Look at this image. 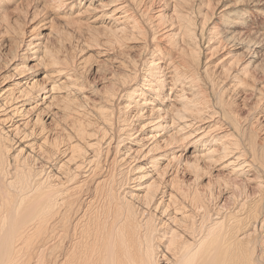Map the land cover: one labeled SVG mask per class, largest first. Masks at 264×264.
Wrapping results in <instances>:
<instances>
[{"label":"bare ground","instance_id":"1","mask_svg":"<svg viewBox=\"0 0 264 264\" xmlns=\"http://www.w3.org/2000/svg\"><path fill=\"white\" fill-rule=\"evenodd\" d=\"M9 1L15 3L14 0H0V25L5 20L8 22ZM23 1L28 6L33 2L17 0L14 6L18 7L14 9L18 10ZM66 3V0H43L44 10L50 7L52 12L54 8L55 14L52 13L58 15L55 19H66L68 26H81L83 20L73 22L82 19L80 9L74 13L72 8V14L62 15ZM127 5L125 1L124 8L117 5L112 8L113 14L109 13L116 19L112 26L107 25L113 30H110L113 39L102 43L106 46L99 51L102 55L114 53L117 46L126 47L130 40L144 41L145 32L135 28L138 21ZM232 6H221L227 16L224 14L219 23L212 26V37L216 41L210 42L211 55L226 46L230 49L223 59L214 62L213 68L227 59L222 74L232 76V80L238 78L251 89L261 91L263 86L253 80L252 69L262 68L264 36L251 37L253 31L244 26L247 24L246 11L231 12ZM174 11L172 16L181 24L178 31L182 30L185 40H191L195 35L191 30V16L188 17L182 8L175 7ZM153 15L160 23L167 14L157 9ZM55 19L50 18L49 34L56 32L63 40L62 33L67 27L61 29ZM10 25L4 28L7 33L1 32H15L14 28L13 31L8 29ZM239 25L246 29L229 30ZM171 26L162 34H168L169 44L180 49L175 60L173 51L169 50L172 48L153 57L149 55L145 61L147 72L141 77L153 78H144V85H140L131 81L132 74H139L134 73L138 66L136 59L125 52L131 61H119L124 72L117 78V84L126 89L134 83L133 89H138L134 93L129 90L130 94L126 95L119 90L116 94V87L108 90L103 96L105 104L95 106L88 116L83 112L87 116L84 121L71 99L62 96L64 103L57 112L63 113V117L57 119L55 112L49 116L48 119L55 120L50 132L46 131V120L41 112L53 108L52 101L57 100L53 94L56 95L57 90L61 92L60 89L79 85L71 81L69 63L62 60L60 47L49 45L47 35L36 33V29V37H33L36 41L24 47L33 50L36 61L48 67V74L52 73L50 77L54 79L48 82L53 83L40 87L37 81L29 82L22 77L29 67L16 64L13 71L18 77L12 84L0 88V264H264V135L253 129V125L251 129L239 122L241 116H236L232 102L226 108L223 106L227 82L218 89L207 64L205 71L198 73L188 66L189 55L186 58L187 48H184L187 45L180 44L182 38L177 36V28ZM66 34L72 36L70 32ZM91 39L97 41L98 37L93 35ZM190 49V60L196 61L199 52ZM232 63L241 64L237 69L226 67ZM167 71L171 72L168 76H175L176 83H187L191 89L190 97L180 85L175 90L169 89L179 106H169L159 99L168 86ZM202 76L210 84L211 92L201 88L199 79ZM238 81L235 82L239 85ZM193 88L197 91L193 92ZM124 89L121 88L122 92ZM126 96L124 103L118 102ZM211 96H218L217 105L224 109L227 124L234 128L231 130L238 131L239 137L222 132L207 121ZM133 104L140 106L136 112ZM28 110H35L36 119L26 117ZM131 115L136 116L138 130L129 121ZM193 120L195 123L191 124ZM40 122L43 123L41 131L35 129ZM147 127L154 134H145ZM187 137L189 139L184 140ZM33 138L38 140L32 141ZM131 141L137 145L134 149L126 146ZM187 141L201 144L196 146L200 157L195 161L185 156L190 150L185 145ZM217 166L228 175L215 174L212 169ZM180 172L190 177L186 179ZM233 176L242 177V182L239 178L242 184Z\"/></svg>","mask_w":264,"mask_h":264},{"label":"rangeland","instance_id":"2","mask_svg":"<svg viewBox=\"0 0 264 264\" xmlns=\"http://www.w3.org/2000/svg\"><path fill=\"white\" fill-rule=\"evenodd\" d=\"M16 1L17 0H14L15 3H17ZM66 1H67V3L69 1V3L68 4L66 3L65 6L63 7V10L61 11L62 15H64L65 12L72 14V13H70L71 11H73L74 13H78V10L80 9L79 11H80V13H82L81 15H83L82 17L80 16L82 19L74 20L73 22L83 20L81 26L77 25L74 27L73 24L68 26V24L66 25V23H67L66 19H65V21H63L62 19H55V18H57L58 15H54L55 14L54 10H53L54 8H52V12L54 14L51 12L50 7L47 8V10L45 9L46 10L45 11L43 0H33V2L30 3L31 4L30 6H28V4L25 1H23V3H22L23 5H21L18 10L14 9V8H17L18 6L17 5L14 6L15 3H13V1L12 2L9 1L7 3V6L10 7V8H8V11H7V12H10V14L8 13V15H9L8 16V22H5L6 21L5 20L0 25V38H1V40H0V61H1L0 62V88H3L7 84H12L15 81V79L18 77L13 71V66L16 64L17 65L24 64L26 67H29L25 72L22 73L23 74L22 77L26 78L29 82L33 83V81H35V82L37 81L40 83V85H41V86L39 85L40 87L49 86V85H51V83H53L52 81H54V79H52V77H50L52 73L48 74V71H49L48 67H46L45 65L40 64L36 61L35 55L32 53L33 50H31L32 51L31 52V51H28L24 47L30 41L32 43H34L36 41V39L34 40V38L36 37V33H41V32H42V35H47L46 39H47L49 45L57 47V48L60 47V49L62 50L61 51L62 60L69 63V72H70V75L72 76L71 81H74L79 85V87L74 86V88H73V86H71L74 90H72V88L70 86L69 87L71 90L68 87H67L68 88L67 90H65L64 88L60 89L61 92H58V90H57V94H59L60 96L57 94L55 95V93L53 94L54 96H56V99H57V100H53V101L49 100V102L50 101L53 102L52 103L53 108L52 107L47 108L46 110L41 112L42 117L44 118V121L46 120L45 121V125L47 126L46 131L50 132V130L53 129V127L55 125L54 119H51V118L48 119L50 115H53L55 112V113H58L57 119H61L63 117L62 116L63 113H61L60 111L57 112L59 107H62V105H63L62 104V102H63L62 96L66 97V98L69 97L71 99V102L75 104V105L73 104V106L74 107L76 106V108H78L80 110L81 114L84 115V116L81 115V119L84 121V120H86V117L88 116V113L90 112V110H92L95 106L99 107L100 105L105 104L103 96H104V94H106V92L108 90H112L116 87L115 88V89H117L116 94H118V90H119L120 94H123L126 92L125 95L127 93L130 94V92L134 93L135 89H138V88L133 89V87H135L134 83H132L131 85H127L129 87L126 86L125 87L126 89H124V86L117 84V81H118L117 78L119 77V75L121 76L124 72L121 69L122 66H119L120 65L119 61L125 59V61L130 62L131 60L128 59L130 57V55H131L132 59H136L135 61H136V64L138 66H137V69L135 68V71L134 70L133 71H134V73L137 71V72H139V74L138 73L132 74L131 81L134 80V81H136V83H139L140 85L141 84L144 85L143 84L145 82L144 78H146V79L153 78L151 76H150V78L147 76L141 77V76L145 75L147 72V63H145L146 59L150 58V56L153 57V56L157 55V53L160 54L166 49L172 48L173 50H171V49H169V50L171 52L173 51L174 60H175L176 55H179V53H180L179 52L180 49H178L177 47L176 48L172 47L169 44V42L167 41L166 36H168V34H162V33H164V32L166 33V30L171 25H173L175 28H177L176 32L178 33L177 36L179 37V39L182 38L183 40H185L183 38L184 36L182 37V34H183L182 30L178 31V27H181V24L179 22L177 23L176 17L174 18L172 16V14L175 12L174 11L175 7H177L178 9L182 8V11H185L188 15L185 12H183V13L186 14L188 17L191 16L190 19H192L191 22H193L191 25L192 26L191 30L193 29L192 32L195 33V35L193 36L194 38H192L191 40L186 39L185 41L180 39V44L182 43V45H184V46L185 45H187L188 47L190 46L189 48L187 46H185V47L183 46L184 48H187L186 58L188 57L187 55H189V57L187 58L190 61L188 66L191 67V69H193V70L197 69L198 71L196 72V70H195V73L205 71L206 67H209L211 74H213L212 76L215 77V79H216L215 84H216V87H218V89L221 88L224 81H225V83L227 82L228 84L226 83L227 87L225 88V91H224L225 92L224 93V100L222 103L223 106H225V108H226V107H228L230 102H232L231 105L233 106L232 108L236 112V116H238V117H239V115L241 116L239 119L240 120L242 119L241 120L242 122L240 120H239V122L242 123L243 126H244V124L249 126L251 129H252L251 125H253V129L256 128L261 136L264 135V89H263L264 88V55L261 57V60H263L261 62L262 68H260L258 66V69H252V75L256 77V79L254 77L253 80L254 81L256 80L257 84L263 86V87H261L262 90L258 91L256 88L251 89L250 86L243 84V82L238 78L233 77V80H234L233 81L232 76L228 77L230 75L222 74L223 71L221 69H222L223 65H227V62H228L227 59L223 60L222 65L220 64V65H217L213 68V66L215 65L214 62H217V60L223 59V57H225V54L230 49L228 48V46H226L223 49H221V51L219 53H217L215 55H211L213 50L211 52L212 47H211V43H210V42H212V40L214 43L216 41V40L214 41L215 38L212 37V36H214V34L212 35V33H213L212 26L218 24L220 21V18H222V16H224V14L227 16V14L223 13V11L221 9H222L223 5L227 6L230 4H233V6L230 9V10H232L231 12H233V11L235 12L237 10H239V11L245 10L246 11V14H245L246 20L245 21L247 24H245L244 26L246 28H250L253 31V34L251 35V37L254 36L255 34H258L262 38L264 36V0H188L189 1L188 4L184 3L182 0H134L135 2L133 0H121V1H119V0H115V1L114 0H66ZM123 1L124 2L127 1V3H128L127 8L129 9L130 14H133L134 17H136V19L138 21L137 22L138 24H136L137 27H135V28H137L138 31L140 30V32H145L144 41L146 40L147 42L146 41L144 42L143 39H139V41H138V39H134L133 41L130 40L129 42H131V43L129 44L128 42H126V44H127V46L131 45V47L130 46L129 47L123 46L120 48L117 46L118 50L113 51L114 53H111L108 56L102 55L103 53H100L99 51H101L102 48L106 47L102 43L103 42L108 43L109 40L113 39V33L110 31L112 29L108 28L107 25L109 27L112 26L113 21L116 19H115V17H112L113 15H110V14L111 13L113 14V10L115 9V7H117V5L119 8H121L122 4L124 3ZM236 2L239 4H237ZM100 3L101 4L104 3V4L101 5ZM112 4L114 6H112ZM37 5H39V6H37ZM234 7H236L235 8L236 10H234ZM237 7L238 8L240 7V8L238 9ZM72 8H73V10H71ZM86 8L88 9V11H86L87 10ZM112 8H114V9H112ZM122 8H124V7L122 6ZM145 8H147V9H145ZM157 9L162 10V11H166V14H167L166 17L159 20L160 23H158L157 20H155L154 15H153ZM9 10H12V11H9ZM38 10H40V11H38ZM121 11H123V9ZM109 15L111 17H109ZM50 18H53L56 21H58L59 22L58 25H59V27H61V29L64 28V26H65V28L67 27L66 29L64 28L65 33L64 32L62 33L64 35V37H61V38H63V40L59 38V35H57L56 32H50V34H49L48 28L50 27ZM136 19H135V22H136ZM21 21H23V23ZM171 21H173V23ZM70 22H72V21L70 20ZM8 23H11V25L8 29H11L13 31V28H14L15 32L17 31L16 33L13 31V33H12L13 35L12 34H3L6 31V30H4V28L7 27L6 25ZM64 23H65V25H64ZM16 24L17 25L19 24L20 26H17ZM193 24H194V26H193ZM87 25L90 26V28ZM138 25H140V26H138ZM1 26H3V27H1ZM159 26H161V27H159ZM19 27H21L22 31H24V30L25 31L23 33H21L20 32L21 29ZM140 27L143 29H141ZM150 27H151V29H150ZM162 27H164V28H162ZM240 27H241L240 25L238 27H235V28L231 27L232 29L229 28V30L240 31L242 29H246V28H242V27H241L242 29H239ZM16 29H18V30H16ZM36 29H37V31H36ZM11 30H9V31L11 32ZM35 31H36V33H35ZM7 32L8 31H6L5 33H7ZM66 32L67 33L70 32V34H72V36L71 37L68 36L66 34ZM2 34H3V36L4 35L5 36L3 37ZM93 35L98 37L97 41H94L91 39ZM146 36H147V39H146ZM165 38H166V41H165ZM3 39H4V41L2 42ZM18 39H20L21 41ZM135 40H137V41H135ZM149 41H151V42H149ZM259 41H262V40H259ZM86 42H87V45H86ZM183 42H185V43L183 44ZM84 43H85V46H87V47L84 46ZM88 43L91 45V47L89 46ZM188 43H189V45H188ZM147 44H148V46H147ZM150 44H152V45H150ZM141 46L142 47L146 46V47H144V49L146 51ZM152 47L156 50L157 49H159V50L158 51L152 50L153 49ZM191 47L195 49V52H196V50H198L196 53L199 52L197 54L198 55L197 56L198 61L196 60L197 65H196V63H194L196 61L190 60V56H191L192 52H191V54L188 52L191 50L190 49ZM23 48L26 49V52L23 50ZM130 48H132L133 50ZM82 49H83V52H82ZM175 49H176L177 53L179 52L178 54L177 53L175 54V52H176ZM188 49H190V50H188ZM120 51H123L122 52L123 54H121ZM152 51L153 52L155 51V52L152 53ZM125 52L130 54L129 57H128V55H126V56L124 55ZM146 53L147 54L149 53V54L147 55ZM79 56L80 57L82 56V57L80 58ZM146 56H148V57H146ZM66 57H67V59H66ZM121 57L123 59H121ZM83 58L87 59L88 61L85 62ZM208 58H209V60L211 59L210 60L211 62L208 60ZM73 59H76V61H74ZM82 59L84 62L82 61ZM126 59H128V60H126ZM80 60L83 62V64ZM261 60L259 59V61H261ZM135 61H134V64H135ZM138 61L140 63H138ZM78 64H80V65H78ZM211 64H212V66H211ZM240 64L232 63L231 65L226 66V67L237 69ZM205 65H206V67H205ZM83 66H84V68H83ZM77 68H79V69H77ZM117 68H118V70H117ZM201 68H202V70H201ZM218 72H220L224 76H221V74L220 73L218 74ZM170 73H171L170 71H167V73L165 72V78L168 77L167 78V83H168L167 88L168 89L166 88V90L161 94V96H159L160 97L159 99H160V101H161V99L165 100V104H167L169 106H175V105L179 106V104L176 101V98H174L175 95L173 97L171 94H169V89L173 88V90H175L180 85L184 88V94H186L188 97L191 96L190 95L191 89L188 88L187 83H179V82L176 83L175 82V76L174 77L168 76V74L171 75ZM114 74H116L117 77ZM203 76L200 78L201 80L199 79V84H201L200 86L203 90H204V88H206L207 91L211 92L210 88H209L211 86L206 81V78ZM233 76H235V74ZM48 78H50V79H48ZM8 79H9V81H8ZM51 79H52V81H50L51 83L48 82ZM238 80H240V82ZM235 81H238L239 85L236 84ZM4 82L6 84H4ZM132 85H133V87H132ZM212 85H213V83H212ZM110 87H111V89H110ZM121 88L124 89V92H122L123 90H121ZM196 89H197V87H196ZM196 89L193 88L192 91L194 92V90H196ZM129 90H130V92H129ZM131 90H133V91H131ZM227 90H229V91H227ZM230 90H232V92ZM227 92H229L230 94ZM218 96H220V94ZM217 97L211 96L212 100H210V102L208 104L209 108H207L208 109V112H207L208 120L207 121L210 120V122L215 124V126L218 129H220V131H222V132L227 131V132H230L231 134L233 133L235 136L239 137L238 131L231 130L234 128L233 127L230 128V125L227 124L228 120L226 118V113H225L223 108H220L221 107L220 105H217ZM227 97H229V98H227ZM126 98H128V96H126L125 98L121 97L122 100L119 98L120 101L118 100V102H120L122 104L125 102ZM168 98H170V99H168ZM226 98L228 100H226ZM60 101H61V103H60ZM212 101L214 103L215 102L216 103L214 104ZM40 106L41 105H39V107L36 108L35 110H38L40 108ZM137 106H139V105L133 106V111L136 112L137 109L140 107V106L139 107H137ZM214 107H216L217 109L216 108L214 109ZM86 108L89 109V111ZM85 109H86V111H85ZM35 110H28L26 117H28L30 119L31 118L36 119ZM121 111H123V110H121ZM216 111H218V112H216ZM83 112H87V114H86L87 116ZM229 112L233 116L232 111H229ZM212 113H215L214 114L215 116H213ZM217 114H221V115H217ZM133 116L131 115V118L129 119V121L132 122L135 125V127L137 128L138 123H135V122H137L136 116H134V117ZM90 118H92V117H90ZM74 119H76V118H74ZM211 119H213V120H211ZM207 121L204 120L205 123H207ZM216 121L217 122L219 121V122L217 123ZM41 122L38 124L36 123L35 129L39 130L43 126V123H41ZM193 122L195 123V120H193L191 122V124ZM30 124L31 123H29V125ZM41 124H42V126H41ZM69 124H70V122H69ZM32 125L33 124H31V126ZM219 126H221L222 128ZM37 127H39V128H37ZM138 129H139V127L137 128V130ZM40 131H41V129H40ZM43 133H44V131H43ZM136 133L141 134L139 131H137ZM138 134H135V135H138ZM145 134L152 135L154 133L152 132L151 128L147 127ZM229 137L232 138V136H229ZM38 138H37V140H38ZM35 139L36 138H33L32 141L36 142L37 140H35ZM188 139L189 138L187 137L184 140H188ZM144 143H146V142H142V144H144ZM186 143L187 144H185V145H187L188 149L190 148V150L186 154L185 153L184 154L186 157H189V159L191 161H195V159L200 157L199 150L195 151L196 146L200 147L201 144L188 142V141ZM126 146L127 147L129 146V147L134 149V147H136L137 145H136V143H133L131 141V143H129ZM180 146L181 145H179L178 148ZM184 147L185 146L182 145V148H184ZM194 154L196 156H194ZM192 156H193V158H192ZM212 170L214 171L215 174L218 173L221 175H223V174L228 175L227 171H223V169H221L218 166ZM180 174L183 177H185L186 179L190 177L189 174H184L183 172H180ZM234 178L238 179L237 182L240 179H241L240 181L242 182V177H238V178L234 177ZM240 181H239V183H241ZM228 204H229V206H232L231 202H229Z\"/></svg>","mask_w":264,"mask_h":264}]
</instances>
